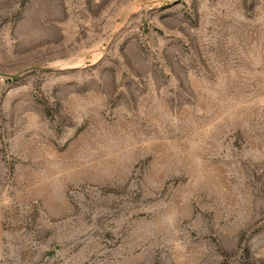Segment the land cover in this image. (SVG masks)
Here are the masks:
<instances>
[{
  "label": "rangeland",
  "instance_id": "1",
  "mask_svg": "<svg viewBox=\"0 0 264 264\" xmlns=\"http://www.w3.org/2000/svg\"><path fill=\"white\" fill-rule=\"evenodd\" d=\"M0 264H264V0H0Z\"/></svg>",
  "mask_w": 264,
  "mask_h": 264
}]
</instances>
